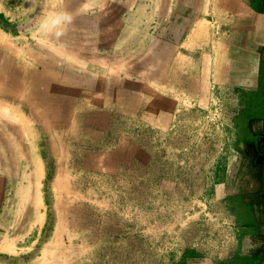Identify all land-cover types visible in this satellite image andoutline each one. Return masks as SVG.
Wrapping results in <instances>:
<instances>
[{
	"label": "rangeland",
	"instance_id": "374dc122",
	"mask_svg": "<svg viewBox=\"0 0 264 264\" xmlns=\"http://www.w3.org/2000/svg\"><path fill=\"white\" fill-rule=\"evenodd\" d=\"M38 1L40 13L31 0H0V264L223 260L233 238L215 185L229 116L241 112L233 97L163 101L138 35L155 0L104 1L92 17L91 0ZM59 21L57 42H43L37 28ZM105 25L109 50L90 55ZM122 68L137 75L125 82Z\"/></svg>",
	"mask_w": 264,
	"mask_h": 264
},
{
	"label": "crops",
	"instance_id": "0c3cea01",
	"mask_svg": "<svg viewBox=\"0 0 264 264\" xmlns=\"http://www.w3.org/2000/svg\"><path fill=\"white\" fill-rule=\"evenodd\" d=\"M104 1L108 0L87 4L91 17L96 5ZM155 1L148 31L138 35H144L139 42L149 46L154 59L153 68H146L143 74L153 75L155 90L163 101L169 99L175 109L203 107L220 92L233 97L241 109L229 116L226 160L215 185L217 200L227 215L232 249L221 261L205 259L201 264H264V0ZM41 6L38 0H31L32 13H40ZM51 7L52 14L63 9L62 5ZM82 7V3L75 7L79 19ZM54 27L55 22L43 24L36 33L43 42L56 43L60 21L50 32ZM120 28L125 42L134 41V32L128 31L123 20ZM104 29L98 40L89 39L90 55L97 57L109 50L112 40L106 30L111 27L105 25ZM90 60L94 61V56ZM98 65L92 63L93 68ZM123 71L118 75H123L125 82L127 76L137 75L130 69ZM259 102L262 110L253 113L251 107Z\"/></svg>",
	"mask_w": 264,
	"mask_h": 264
},
{
	"label": "trees",
	"instance_id": "16d2710c",
	"mask_svg": "<svg viewBox=\"0 0 264 264\" xmlns=\"http://www.w3.org/2000/svg\"><path fill=\"white\" fill-rule=\"evenodd\" d=\"M254 105H255V104H254ZM261 106H262V103L259 102V104H257V106H252V107H251V111H252L253 113H257L258 111H261V110H262Z\"/></svg>",
	"mask_w": 264,
	"mask_h": 264
},
{
	"label": "bare ground",
	"instance_id": "6f19581e",
	"mask_svg": "<svg viewBox=\"0 0 264 264\" xmlns=\"http://www.w3.org/2000/svg\"><path fill=\"white\" fill-rule=\"evenodd\" d=\"M36 185H37L36 186L37 187V191H36V194H35L36 195V198L35 199H36L37 203L39 204V203H41V198H40V194H39V186H38L39 184L36 183Z\"/></svg>",
	"mask_w": 264,
	"mask_h": 264
}]
</instances>
